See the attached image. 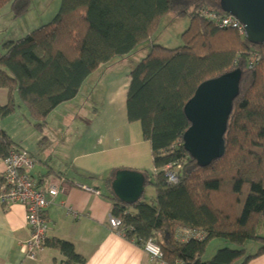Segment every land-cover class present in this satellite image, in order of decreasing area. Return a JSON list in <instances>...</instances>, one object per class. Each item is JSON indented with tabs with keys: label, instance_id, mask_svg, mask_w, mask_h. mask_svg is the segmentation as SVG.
Segmentation results:
<instances>
[{
	"label": "trees",
	"instance_id": "trees-1",
	"mask_svg": "<svg viewBox=\"0 0 264 264\" xmlns=\"http://www.w3.org/2000/svg\"><path fill=\"white\" fill-rule=\"evenodd\" d=\"M28 4L15 0L16 15ZM201 11L228 15L219 0H60L50 23L2 44L0 89L7 91L8 101L0 106V121L17 109L15 93L42 131L48 115L72 101L96 69L149 41L164 16L188 18L183 47L152 45L127 74L126 120L138 122L149 143L153 174L142 173L155 196L146 203L142 195L126 206L110 191L111 216L119 220L117 231L126 240L158 245L165 264H247L264 254V45L217 27ZM234 69L242 71V79L223 136L224 154L200 168L182 145L189 127L184 105L202 82ZM13 148L20 146L0 128V158ZM168 166L175 184L167 181ZM178 230L201 232L203 239L180 241ZM212 239L235 249H220L202 262ZM247 242L258 244L255 254L246 255ZM50 245L64 257L63 264H84L71 243Z\"/></svg>",
	"mask_w": 264,
	"mask_h": 264
},
{
	"label": "crops",
	"instance_id": "crops-1",
	"mask_svg": "<svg viewBox=\"0 0 264 264\" xmlns=\"http://www.w3.org/2000/svg\"><path fill=\"white\" fill-rule=\"evenodd\" d=\"M30 32L20 31L9 40H17ZM127 85L128 80L125 94ZM77 96L65 106L73 105ZM13 100L17 109L0 121V128L36 160L30 174L49 201L46 215L50 231L46 247L38 258L27 259L21 246L29 237L25 210L21 205L5 208L0 203V264H63L64 257L50 245L54 240L71 243L84 264H155L140 246L126 240L108 222L113 207L108 198L109 182L118 170L138 171V153L130 144L131 123L126 119H102L105 111L98 112L96 108L91 113L92 119H69L71 107L61 105V111L59 107L52 111L43 130L38 131L15 93ZM7 101V91L0 89V106ZM110 105L108 102L107 107ZM84 111L90 117V112ZM3 171L0 158V175ZM56 179L63 180L64 189L50 199L46 187ZM246 244L245 252L255 254L258 247ZM246 246L254 250L247 252ZM247 264H264V254Z\"/></svg>",
	"mask_w": 264,
	"mask_h": 264
},
{
	"label": "rangeland",
	"instance_id": "rangeland-1",
	"mask_svg": "<svg viewBox=\"0 0 264 264\" xmlns=\"http://www.w3.org/2000/svg\"><path fill=\"white\" fill-rule=\"evenodd\" d=\"M14 1L7 0L0 5V53L3 52L2 44L14 41L9 40V38H13L20 31L32 32L50 23L60 8V0H29L26 10L16 15L12 6ZM189 25L190 21L188 18H176L173 14H167L160 20L156 31L149 41L139 45L128 56L117 57L109 64L102 65L96 69L87 78L78 93L77 100L72 102L73 105L65 106L66 103L62 104V106L71 107L72 109V112H68L69 119H92L93 115L91 113L95 108L98 112L105 111L102 119H126L124 86L128 80L127 74L142 58L150 53L152 45H157L167 50L183 47L185 41L182 35L189 28ZM108 102L111 103L109 107H107ZM62 106H58L59 112ZM84 110L90 112V117H86ZM131 125L133 137L130 144L134 145L133 147L138 153V165L136 168H138L139 172H143L150 177L153 174V167L149 143L142 139L139 123L135 122L131 123ZM16 133L19 134L20 131H16ZM154 196L155 190L153 186L147 184L143 193V201L150 203ZM259 235L263 236L262 231H260ZM246 245L258 247V244L253 242H247ZM223 248L235 249V246L222 239H212L206 244L201 261H209L218 250ZM246 249L247 252L254 250L250 246H246Z\"/></svg>",
	"mask_w": 264,
	"mask_h": 264
},
{
	"label": "water",
	"instance_id": "water-1",
	"mask_svg": "<svg viewBox=\"0 0 264 264\" xmlns=\"http://www.w3.org/2000/svg\"><path fill=\"white\" fill-rule=\"evenodd\" d=\"M219 4L243 26L244 37L249 43L264 45V0H219ZM241 79L242 71L234 69L206 80L184 105L189 127L182 136V145L200 168L209 166L224 154L223 136ZM145 181L142 172L118 170L110 191L118 202L131 206L141 199Z\"/></svg>",
	"mask_w": 264,
	"mask_h": 264
},
{
	"label": "built area",
	"instance_id": "built-area-1",
	"mask_svg": "<svg viewBox=\"0 0 264 264\" xmlns=\"http://www.w3.org/2000/svg\"><path fill=\"white\" fill-rule=\"evenodd\" d=\"M200 15L211 21L219 28H232L243 34V26L232 16H217L215 13L201 11ZM253 64V62H251ZM4 171L0 175V203L8 208L12 205H21L25 210V223L29 231V237L22 243L25 257L35 260L45 249L50 231L46 211L49 201L45 198L43 189L39 187L30 172L36 164L35 158L26 150L13 148L8 156L2 159ZM166 178L171 184L177 182L175 172L166 167ZM86 191H93L82 187ZM63 180L56 179L48 183L46 191L50 199L55 198L63 191ZM98 194V192H95ZM73 216L76 215L73 213ZM112 229L117 230L120 222L117 218L110 216L108 219ZM177 238L180 241L195 239L201 241L203 235L194 230H178ZM140 248L155 262L165 264L163 255L152 240L143 242Z\"/></svg>",
	"mask_w": 264,
	"mask_h": 264
}]
</instances>
